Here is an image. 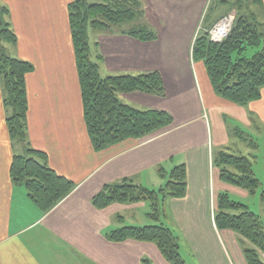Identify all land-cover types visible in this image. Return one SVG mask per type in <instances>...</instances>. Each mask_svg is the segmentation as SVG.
Instances as JSON below:
<instances>
[{
    "label": "crops",
    "instance_id": "0c3cea01",
    "mask_svg": "<svg viewBox=\"0 0 264 264\" xmlns=\"http://www.w3.org/2000/svg\"><path fill=\"white\" fill-rule=\"evenodd\" d=\"M11 1L15 4L12 15L17 44L35 67L27 80L32 146L47 155L41 162L74 182L75 189L44 213L25 187L12 182L13 157L22 154L9 136L0 90V264H143L144 260L170 264L154 243H115L107 238L122 226L148 224L145 218L140 224L135 213L137 207H147V202L115 203L99 209L92 199L106 185L126 178L148 188L162 187L165 181L158 178V169L163 166L168 173L182 164L187 169V193L183 198H165L164 206L173 207L176 226L193 242L197 255L193 252V264H247L241 237L216 226L215 199L220 192H228L243 203L250 193L222 182L215 162L222 151L234 152L236 144L244 147L236 150L240 153L260 147L252 134L264 130V89L259 100L244 106L217 95L204 63L194 61L191 54L202 3L151 0L149 21L154 23L157 41L143 42L122 34L101 37L104 76L157 71L163 79L165 97L137 92L122 94L119 99L132 106L166 111L174 123L150 139L127 140L97 152L83 117L68 22V6L73 0ZM184 14L193 22L192 29L185 31L177 26ZM246 135L254 139L249 145ZM254 164L260 167L258 179L264 182V154L254 157L253 169ZM260 208L257 214L264 219L262 202ZM132 210L129 217L127 211Z\"/></svg>",
    "mask_w": 264,
    "mask_h": 264
},
{
    "label": "trees",
    "instance_id": "16d2710c",
    "mask_svg": "<svg viewBox=\"0 0 264 264\" xmlns=\"http://www.w3.org/2000/svg\"><path fill=\"white\" fill-rule=\"evenodd\" d=\"M247 0H237L241 6ZM260 12L238 14L230 33L222 42L210 40L209 32L197 36L192 56L203 62L211 84L225 101L244 106L261 98L264 89V11L261 0H254ZM6 11V10H5ZM68 22L71 30L75 65L83 117L93 149L103 151L127 140H147L167 131L174 123L173 116L163 110L139 109L123 103L118 94L143 93L165 97V87L159 72L139 74H113L103 76L99 59H91L90 31L111 33L113 28L131 24L121 34L144 42L154 41L157 32L145 20L147 12L141 0H73L68 6ZM8 13V12H7ZM18 36L11 25L0 23V77L3 80L6 99L4 105L12 110L6 125L13 141L26 142L29 114L28 76L34 72V64L9 57L3 44L18 43ZM98 43V42H96ZM47 155L37 149H28L27 155H15L10 166L12 182L26 188L31 201L44 213L51 211L71 194L75 184L60 175L46 163ZM222 182L254 194L261 181L253 169V161L222 151L215 162ZM187 193L186 165L173 168L167 183L159 191L126 178L116 184L106 185L96 194L92 203L99 209L119 204L151 203L149 217L160 219V198H183ZM264 203V188L262 193ZM215 223L219 230L236 233L249 243L243 251L247 264H264V219L250 207L232 198L228 192H220L217 198ZM115 243L135 240L157 245L162 256L170 264H187L181 254L178 237L165 224L122 226L107 235ZM251 245V246H250ZM143 264H152L144 260Z\"/></svg>",
    "mask_w": 264,
    "mask_h": 264
},
{
    "label": "rangeland",
    "instance_id": "374dc122",
    "mask_svg": "<svg viewBox=\"0 0 264 264\" xmlns=\"http://www.w3.org/2000/svg\"><path fill=\"white\" fill-rule=\"evenodd\" d=\"M141 1L144 3L146 10H147V12L145 14V18H146L145 21L149 25H151V27L154 29V27H155L154 23L149 21V10H150L149 7L151 6V5L149 6V3L151 4L152 2H151V0H141ZM171 1L173 3L174 2L180 3V1H183V0H171ZM194 1L195 0H186V3H187V5H189V3L194 4L193 3ZM197 1H200L199 3H202L201 4L202 12L200 15L199 25L195 29L196 33H195V36L193 38L194 39L193 44L191 46V54H192L193 46H194V43L197 39V36L202 34L203 32L212 31L214 29V27L220 21H222V19H224L225 17H229V16L232 17L233 18V24H234L238 14H240L242 12L250 11L252 13L253 10L255 12H260V8L254 2V0H247L246 4H244V5L241 4V6L237 3L235 4V2H237V0H207V1L206 0H197ZM88 2L92 4V3H96L97 0H88ZM14 6H15V4L11 0H0V23L3 20L4 22L10 24L12 29L15 31V25L13 22L14 17L12 15V10L14 9ZM198 6L196 8H198ZM130 26H132V25L131 24H123L121 26L114 27L113 28L114 32H111V33L90 31L89 36H90V44H91V51H92L91 52V59L96 62L97 56H101L100 55L101 50L99 49V47H100V42H101L102 36L121 34L120 31H126L130 28ZM177 26H181L184 31L188 30V29H192V27H193L192 17H190V16L187 17V15L184 14V16H181L180 19L177 21ZM122 35H124V34H122ZM157 39H158V34H157L156 40H154V41H157ZM154 41H148V42H154ZM96 42H98V43H96ZM3 48H4L5 53L11 58H16V59L25 60V61L28 60V57L22 54L23 53L21 51L22 48L20 47L19 44L6 43V44H3L1 49H3ZM100 60L101 59H99V61ZM101 74L104 76L103 71H101ZM0 90H3V97H4L3 99H6L7 95H6L3 80L1 77H0ZM121 96H122V94H118L119 98H122ZM135 107H138L139 109H146V107H144V106H135ZM5 112H6L7 117L12 115V110L10 107L7 108L5 106ZM26 135H27L26 142L22 143V141L21 142L15 141L17 144H19L16 147L18 153H21L22 155H25V156L27 155L28 149H35L32 146L31 136L29 135V131H28V119H27ZM252 135L256 139L254 142L255 145L257 144V142L259 143V145H260L259 148L249 147V148L245 149L243 153H240V152H236V150L237 149L243 150L244 147L240 144H236L235 149H233L234 152H229V153L234 154V155H238V156L244 155L246 157H249L252 161L254 160L255 156H257L258 158L263 157V154H264V130H262L260 132H256ZM244 139H246V143H247V145H249V140L252 138H250V136L246 135V136H244ZM252 140H254V139H252ZM18 148H23V150L19 151ZM164 167H166L165 164H164ZM172 170L171 171L169 170L170 172L166 173L163 170V166H161L158 169V173H159L158 178L165 181L162 187H164V185L169 180ZM254 170H255L254 172L258 175V178L262 176V171H261L260 167H258L257 164H254ZM162 187L157 186V184H156L154 186H149V188L148 187L147 188L150 189L151 191H159ZM263 187H264V182L261 181V185L255 191V193L254 194L251 193L250 198H248L247 200H243V201H245L243 203L248 204L250 209L255 213L261 212L260 205H261V202L263 203V201H262V193H263L262 189H263ZM166 198H168V200H170L171 196H168ZM217 198H218V196L215 199V208L216 209H217ZM233 199H235V198H233ZM164 200H165L164 197H162V198H160V201H159V207H158V208H160V211H159L160 212V219L159 220H156L154 218L149 217V215H146V214H150L152 212L151 203H148V202H147L148 203L147 207L146 206L145 207L139 206L135 209L136 217L138 219H141L140 224L143 223L144 218H145V221L147 223L149 222L148 224H145V222H144L142 224V226H144V225H159V224H165L166 226H168L173 231L175 236L178 237L179 243H180V246L182 249L181 251H182L184 258L188 261L189 264H193V252H194L193 242H191V239L189 237H187V235L183 232V229L181 227L176 226V221L173 217V207L170 206L169 203L164 206ZM235 200H238L239 202H241V200H239V199H235ZM133 213H134L133 210L127 211V215L129 217H131L133 215ZM221 232H223V230H221ZM239 241L243 245V251L246 248H248L249 245L244 244L241 239H239ZM194 255L197 257L196 252H194Z\"/></svg>",
    "mask_w": 264,
    "mask_h": 264
},
{
    "label": "built area",
    "instance_id": "2783aa9c",
    "mask_svg": "<svg viewBox=\"0 0 264 264\" xmlns=\"http://www.w3.org/2000/svg\"><path fill=\"white\" fill-rule=\"evenodd\" d=\"M233 27V18L225 17L220 21L212 31H209L210 40L213 42H222L230 33Z\"/></svg>",
    "mask_w": 264,
    "mask_h": 264
}]
</instances>
